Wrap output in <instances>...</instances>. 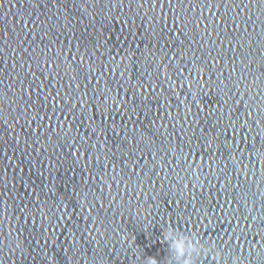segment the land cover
I'll return each instance as SVG.
<instances>
[{
	"label": "water",
	"instance_id": "obj_1",
	"mask_svg": "<svg viewBox=\"0 0 264 264\" xmlns=\"http://www.w3.org/2000/svg\"><path fill=\"white\" fill-rule=\"evenodd\" d=\"M0 264H264V0H0Z\"/></svg>",
	"mask_w": 264,
	"mask_h": 264
}]
</instances>
